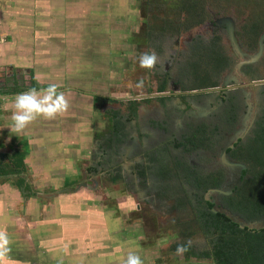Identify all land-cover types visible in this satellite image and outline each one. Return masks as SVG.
<instances>
[{"label": "rangeland", "instance_id": "374dc122", "mask_svg": "<svg viewBox=\"0 0 264 264\" xmlns=\"http://www.w3.org/2000/svg\"><path fill=\"white\" fill-rule=\"evenodd\" d=\"M186 1L188 2V0H0V25L4 27L8 25L7 28L12 29L10 27L19 23L20 27L14 36L30 40L28 43L32 44V50H35L37 44L38 48L44 51L43 55L47 52L45 59L48 60V64L41 68V71L45 70L42 73L34 72V68L17 70L4 68L0 71V89L9 94L6 99L0 97L1 122L4 121L1 115L6 113L1 110L3 106L8 107L16 93L28 91L34 88L35 84H39L37 76L41 81H46L37 86L48 87L54 82L58 88H64L62 90L67 93L66 98L75 90L80 92V96H75L83 99L81 108L76 107L75 110H79L78 115L83 118L81 122L85 124L79 126L75 136L63 138L61 130L54 127L48 131L52 145L48 143L47 149L44 150L46 156H52V148L56 150L60 148L63 152L57 157L63 161L54 164L53 168L47 171L46 181H41L38 172L34 170H26L22 175L32 209L30 226L41 229L47 226V230H51L60 228L61 225H70L72 222L74 230L87 229L86 226H89L99 233L106 227L108 234L104 236L108 243H103L107 248L102 251L105 257L111 255L110 264L125 263L129 254L138 255L142 264H211L208 259L193 257L184 259L182 254L176 253L177 246L184 244L185 241L197 249L210 245L211 237L192 227L196 219V212L192 206L190 205V210L188 207H182L176 212L171 211L160 216V213L144 205L145 209L142 211L145 219L141 222V217L131 212L135 205L132 197L125 193L121 194L118 185L108 183L109 175L113 172H116L113 180L115 183L118 182L120 161L113 158L112 164L105 165L100 155V151L101 153L103 151V142L95 139L100 141V145L93 147L92 140L85 136L91 134L98 137L108 129L105 115L101 112L102 108H106V103L122 111L121 97L127 93H140L136 87L140 81L136 76H140V72L131 74L127 69L132 70L134 66H139L140 55L154 49L149 47L147 38L142 41L141 28L143 33L145 26H154L156 30H162L161 35L168 34V39L160 37L159 41L154 42L163 47L169 40L178 37L180 49V45L186 42L188 37L192 39L199 37L196 39L199 42L200 39L202 41L209 36L206 20L230 16L239 27L236 35L241 43L240 50L243 48L253 50L251 48L256 42L254 41L256 36L264 29V0H198L197 9L193 8L191 15L180 8H186ZM198 7H201L200 13ZM197 21L200 23L197 24ZM187 23L189 26L185 28ZM255 24L257 28L250 38L246 31ZM219 34L221 49L231 52L226 37L222 32ZM36 38L41 42L36 41ZM5 40H9L8 36L0 31V41ZM136 42L140 45L138 48ZM42 52L26 54L40 55ZM23 54L25 55L24 50ZM261 54L254 60H249L251 54L247 55L248 59L245 60L240 56L236 57V60L240 59L241 62L247 60L255 62L249 79H264V56ZM33 59L34 62L37 60L34 57ZM39 60L43 62L44 59L42 57ZM237 70V67L231 69L230 75L227 76H235L236 83L246 82V79L237 75ZM126 74L128 76H125ZM149 80L152 79L145 81ZM208 84L207 81L204 86ZM243 90L246 92L245 101L249 104L247 116H250L258 107L260 91L252 86H246ZM149 91L153 92V88L147 92ZM91 92L99 94L98 97H105L106 100L92 99ZM108 97H112L113 100H107ZM90 102L92 106L89 107ZM146 104V109L151 106ZM158 109L165 108L161 106ZM73 119H77V116ZM65 123L64 127L71 128L69 121ZM49 124L54 126L55 122L49 120ZM2 131L10 134L5 129ZM133 135L137 136V141L145 136L138 130L133 131ZM17 142L9 138L0 139V182L5 181L10 185L11 181L19 178L17 174H13L17 167L14 165V160L16 161L14 154L20 151L22 145V142ZM71 148L73 149L69 154V151L64 152ZM31 157L33 162L35 155ZM95 164L100 165L99 170H88L89 167L94 169ZM22 169L23 166L17 170ZM63 175L68 176L66 180L68 185L60 186V177ZM93 181L96 184H93ZM82 183L88 186H82ZM91 186L95 188L91 189ZM66 187L69 192H55ZM39 192H44L45 196ZM36 203L40 205L36 206ZM64 213L65 217L61 216ZM109 218H114L115 223L109 222ZM191 231L196 233L182 237ZM110 236L114 237L110 240ZM104 260V257L99 259L102 262L100 264H106Z\"/></svg>", "mask_w": 264, "mask_h": 264}, {"label": "flooded vegetation", "instance_id": "af4514ba", "mask_svg": "<svg viewBox=\"0 0 264 264\" xmlns=\"http://www.w3.org/2000/svg\"><path fill=\"white\" fill-rule=\"evenodd\" d=\"M221 17L229 18L205 21L210 31L205 41L188 37L180 49L178 37L163 47L154 42L160 37L168 39V34L161 35L162 30L156 28L144 34L141 28L142 41L148 39L157 63L151 70L139 66L132 70L125 68L131 74L140 72L136 79H143L144 87L139 89V94L127 93L121 97L122 111L109 103L101 110L108 129L102 133V139L99 138L103 142L100 155L105 165L112 164L113 158L121 164L118 182L113 180L116 173L113 172L108 183L118 185L121 194L132 197L135 205L131 212L139 215L141 222L145 219L144 205L160 216L182 207L190 210V205L213 213L223 211V201L233 196L234 189L246 176L243 174L246 164L237 159V147L253 136L257 123L264 116V83H259L264 79H249L255 62H241L236 57L245 60L249 54L255 56L259 35L264 29L256 36L252 51L240 50L241 43L236 35L238 25L230 16ZM250 30L246 34L252 38ZM218 31L226 37L231 52L221 49ZM261 44V56H264V36ZM139 46L136 42V47ZM235 67L237 75L246 82L236 83L235 76H227ZM147 79L152 80L147 82ZM207 81L211 84L204 86ZM246 86L260 91L258 107L250 116H247L249 104L243 90ZM151 87L153 92H147ZM91 94L92 99L106 100L98 97L99 94ZM146 103L151 105L147 109ZM132 105L134 115L130 109ZM161 106L165 109H158ZM135 130L145 134L139 141L133 135ZM228 162L241 163L244 168L230 166ZM234 220L243 223L237 217Z\"/></svg>", "mask_w": 264, "mask_h": 264}, {"label": "crops", "instance_id": "0c3cea01", "mask_svg": "<svg viewBox=\"0 0 264 264\" xmlns=\"http://www.w3.org/2000/svg\"><path fill=\"white\" fill-rule=\"evenodd\" d=\"M0 27H3L0 28L2 34L8 36L9 39L8 41H0V71L4 68H14L16 70L17 68H34V72L36 71V73H42V71H45L43 69L41 71V68L48 64V60L45 59V57H47V52L43 55L44 51L42 52L37 44H35L37 49L35 48V50H32V44L29 45L28 43L30 40H26L21 36H14L15 31L20 27L19 23L10 27L12 29H8V25L6 27L0 25ZM16 39L17 41H15ZM35 40L41 42V40H38L37 38ZM24 43H26V45ZM23 50L27 57L23 54ZM28 52L42 53L40 55H28L26 54ZM33 57L37 58L35 62ZM42 57L44 60L43 62H40L39 59ZM40 78L42 77L40 76ZM36 80L39 83L37 85L46 83L45 80V82L43 80L41 81L38 76ZM51 84L55 83L53 82ZM62 89L64 88H58V91H63ZM64 94L67 95L66 92H64ZM75 95L80 96V92L72 91V95L67 98L70 105L68 111L63 115L57 116L55 119H51L55 122L54 126L49 124V120L38 117L19 133L12 131L13 121L11 120V116L13 112L16 111L14 107V99L8 107L3 106L1 109L6 111V113L1 115L4 121L1 122L0 120V139L6 140L9 138L10 140L18 141L17 143L22 142L18 153L23 154V169L18 171L17 169L19 167H16V172L13 174H17L19 178H16V181H11V185L6 184L5 181L0 182V231L7 234L9 238V244L7 247L10 248V252L6 254L4 260L0 261V264H100L102 262L99 261V259L102 257H104L106 264H110L109 261H111V255L105 257L103 252L104 248H107V246L104 247L103 243H108V240L104 236L108 234L106 227L102 228V232L99 233L89 226H86L87 229L74 230L72 222H70V225H61L60 228H53L51 230H47V226L42 227L44 230H42L41 227L30 226L32 209L31 203L28 200V189L22 175L26 170H34V172H38L37 174H39V179L41 181L45 180L47 179V177H45L47 171L52 169L54 164L63 161L62 158L57 157V155H60L63 152L60 148L57 150L52 148V156L50 157L46 156L47 153L44 150L47 149L48 143L52 145V141L48 135V131L51 127H54L55 129L59 128L63 138H71L76 135L79 126H81L82 123L85 124V122H81V119L83 118L78 115L80 114L79 110H75L76 107L81 108L80 106L83 99L76 97ZM88 106H92L91 102ZM75 111H78V113ZM76 116L77 119H73ZM68 121L70 122L71 128L64 127L66 124L65 122ZM64 128L66 129L64 130ZM4 129L10 134H6L5 131H2ZM85 136H88L89 140H92L93 147L100 145V141L98 142L95 139H102L101 133L98 135L101 137H97V135L96 137H93L91 134H85ZM72 149L73 148L65 150L64 152L69 151V154ZM32 155H35L34 163L31 161ZM69 168L71 169V167ZM88 170H99V167H95L94 169L93 167H89ZM60 179V186L63 184L68 185V181H66L68 176L63 175ZM81 185L87 186L84 183ZM62 191L69 192L70 190L66 187L56 190L55 192L59 193ZM40 194L45 196L44 192H41ZM35 205L38 206L40 203H36ZM64 215L65 213L61 214V216L65 217ZM118 215L116 216L118 217ZM78 217L79 216H77V218ZM114 218L116 217L114 216ZM114 218H109V222L111 221L113 223L115 221ZM77 231H82V233H77ZM110 237L111 240L114 236ZM51 250H55V252L52 253Z\"/></svg>", "mask_w": 264, "mask_h": 264}, {"label": "trees", "instance_id": "16d2710c", "mask_svg": "<svg viewBox=\"0 0 264 264\" xmlns=\"http://www.w3.org/2000/svg\"><path fill=\"white\" fill-rule=\"evenodd\" d=\"M189 1H186V8L179 7L191 15L193 8L197 9L198 0ZM198 10L200 13L201 7H198ZM198 23L200 22L197 21ZM188 26L187 23L185 28ZM256 28L255 24L251 27L250 33L252 34ZM153 29L154 26L147 25L143 33L149 34L148 31L153 32ZM33 87L47 88L37 84ZM0 94L8 93L0 89ZM130 109L134 115V106L132 105ZM237 150V159L246 164V169L243 170L246 176L234 189L233 196L223 201V211L213 213L208 209H196L195 205H191L197 210L192 227L210 236L211 242L208 247L197 249L185 241L181 244L187 247L182 254L184 259L203 258L208 259L211 264H264V116L257 123L253 136L241 143ZM14 157L16 158L14 165L21 168L23 154H14ZM233 217H237L243 223H239ZM252 222H256L257 226H251ZM193 232L185 233L182 237L196 233Z\"/></svg>", "mask_w": 264, "mask_h": 264}, {"label": "clouds", "instance_id": "9594fccd", "mask_svg": "<svg viewBox=\"0 0 264 264\" xmlns=\"http://www.w3.org/2000/svg\"><path fill=\"white\" fill-rule=\"evenodd\" d=\"M157 63V56L154 52L142 53L139 57V66L151 70ZM264 83V82H259ZM259 86V84H258ZM136 87L142 89L144 80L137 82ZM69 100L63 91H58L56 84H51L47 88L37 90L31 88L28 91L21 92L14 97L15 110L11 116L12 131L22 132L30 123L38 117L47 120L55 119L59 115H63L69 109ZM9 238L5 232L0 231V261L4 260L6 254L10 252ZM187 250L185 245H178L176 253L183 254ZM125 264H142L138 255L129 254Z\"/></svg>", "mask_w": 264, "mask_h": 264}, {"label": "water", "instance_id": "95a60500", "mask_svg": "<svg viewBox=\"0 0 264 264\" xmlns=\"http://www.w3.org/2000/svg\"><path fill=\"white\" fill-rule=\"evenodd\" d=\"M229 17H219V18H217V19H215V21H219L220 19H228ZM263 36H264V32H262L260 35H259V39H258V48H257V52H256V54H255V56H251L250 58H249V60H253V59H255V58H257L260 54H261V52H262V44H261V39L263 38ZM192 92H194V91H192ZM16 94H19V93H16ZM15 94V95H16ZM9 96V94H0V97H2V98H5V97H8ZM228 165H230V166H232V165H237V166H239L240 168H244V165L243 164H241V163H238V162H228L227 163ZM225 194L228 192V191H223ZM261 224H262V222H260Z\"/></svg>", "mask_w": 264, "mask_h": 264}]
</instances>
